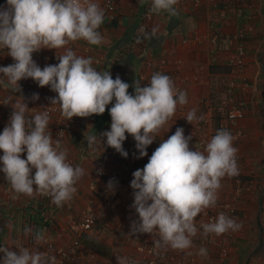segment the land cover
Returning a JSON list of instances; mask_svg holds the SVG:
<instances>
[{"label":"crops","instance_id":"0c3cea01","mask_svg":"<svg viewBox=\"0 0 264 264\" xmlns=\"http://www.w3.org/2000/svg\"><path fill=\"white\" fill-rule=\"evenodd\" d=\"M147 2L115 0L113 12L101 7L105 12L99 29L102 42L91 45L82 39L75 41L74 52L77 56L91 58L97 71H109L113 79L119 76L129 84L128 92L132 95H135L136 81L141 87L147 86V79L162 66L163 74L171 78L175 87L187 93L188 103L177 106L174 116L147 147V156L129 163V155L125 158L119 153L109 162L108 171L123 176L119 185L114 182L117 196L110 201L106 200L107 178L100 180L95 190L90 187L96 178V159L103 145L90 148L86 138L95 135L99 139L100 133L110 130L109 109L115 100L106 106L102 115L71 119L73 134L65 141L63 149L67 151V162L83 168L84 175L75 185L77 191L72 199L62 206H56L51 198L41 195H21L13 200L14 193L7 190L4 173L0 172V245L18 240L30 251L45 253L72 245L77 264H118L117 256L126 257L128 264H142L156 236L130 234L132 222L139 221L138 213L130 207L134 202L130 187L132 174L148 163L161 141L168 139L178 127L184 130L185 137H192L189 149L201 152L218 130L225 129L231 133L233 147L237 149L238 172L221 179L217 202L211 209L216 210L233 196V186L238 179L241 192L236 201L234 221L241 227L233 231L231 237L225 233L205 236L195 218L198 232L192 237V247L174 253L185 264H217L218 250L226 246L228 252L222 264H264V0H204L200 3L179 0L175 5L177 16L154 13L145 20L143 13ZM6 6L7 2L0 3V7ZM142 23L147 24V33L159 26L157 35L133 43L131 40ZM242 28L246 31L244 65L236 69L231 60L235 56L237 31ZM34 54L32 59L36 63ZM14 62L7 50L0 51V67ZM231 79L236 86L227 90V82ZM0 81V133L10 119L5 117L6 109L13 111L11 104L6 102L15 103L24 98L29 108L25 117L33 118L42 113L41 107L53 93L50 86H34L33 94H38L39 99L33 101V94L26 99L24 93L26 79L18 82L19 92L12 90L2 74ZM224 101L240 107L243 116L235 121L226 119L218 110ZM192 109L198 119L190 124L184 117ZM206 119L208 124H205ZM53 120L54 116H50L49 122ZM202 134L209 137L203 146L199 144ZM125 135L127 139L123 144L130 136ZM104 141L106 146V138ZM22 159H26V152ZM89 208L96 213V220L90 230H81L79 221ZM25 227L31 228L33 234H42L44 241L38 245L32 234L26 237ZM202 248L206 250L203 256L198 254ZM12 250H16L14 246Z\"/></svg>","mask_w":264,"mask_h":264},{"label":"clouds","instance_id":"9594fccd","mask_svg":"<svg viewBox=\"0 0 264 264\" xmlns=\"http://www.w3.org/2000/svg\"><path fill=\"white\" fill-rule=\"evenodd\" d=\"M178 2L151 0V12L175 17L179 14L175 7ZM104 16V10L94 0H7V6L0 7V48L7 49V55L15 62L0 67V74L7 78L13 91L19 92L18 82L27 78L40 87L50 86L57 93L50 98L51 106L59 105L66 121L73 117L102 115L106 106L115 100L109 109L110 130L100 133L99 139L89 135L86 138L88 146L94 148L101 144L104 147L106 138L107 147L127 158L128 153L122 147L127 133L136 142L139 152L136 158L139 159L147 156V147L174 116L177 106L188 103L187 93L178 91L169 76L153 73L144 87L136 81L135 95H132L128 92L129 84L119 76L113 79L109 71H97L91 58L77 56L70 48L57 57V65L41 69L32 59V54L43 48L58 50L81 39L99 45L103 40L99 29ZM158 30L159 26H155L151 33L144 35L156 37ZM38 99V94H33L32 100ZM6 103L11 104L13 111L0 133V150L3 151L0 172L11 186L13 200L21 195L50 196L53 204L62 206L77 191L75 185L84 175L83 168L68 163L67 151L48 133V111L29 120L25 118L29 108L24 98ZM184 118L193 124L198 119L195 109ZM191 139L178 127L168 139L161 141L148 163L132 174L130 187L134 202L130 207L138 213L139 221L132 222L130 234L155 235L157 247L179 251L192 247V237L198 232L195 218L216 205L221 179L238 172L237 149L233 147L229 131L218 130L203 152L189 149ZM25 152L26 159H22ZM106 188L114 193V181L109 180ZM240 227L223 213L214 222L201 225L205 236H219ZM30 234L36 244L44 241L42 234H33L31 228L25 227L24 235ZM13 246L16 250H12ZM0 253H3L0 264H56L55 256L30 251L18 240L0 246ZM198 254L203 256L206 250L202 248ZM116 258L118 264H128L126 257Z\"/></svg>","mask_w":264,"mask_h":264},{"label":"built area","instance_id":"2783aa9c","mask_svg":"<svg viewBox=\"0 0 264 264\" xmlns=\"http://www.w3.org/2000/svg\"><path fill=\"white\" fill-rule=\"evenodd\" d=\"M190 1L193 3H200L204 0H190ZM94 2L99 3L100 6L103 7L108 12H113L115 9V0H94ZM238 11L241 12L240 9ZM153 14L154 13L151 12V0H148L146 6L144 7V13H143L144 19L145 20L150 19ZM147 32H148L147 24L142 23L137 32L139 38H145L144 33ZM245 35H246L245 29L242 28L237 31V35H236L237 43L235 46V53H234L235 56L231 60V64L233 68L236 69H240L244 65L245 47L243 41L245 39ZM74 43L75 42H71L67 46H65V48H61L58 50L43 48L39 52H35L34 56L36 58V64L41 69H43L47 65H57L59 63L57 57L63 55L66 48H70L71 50L75 51ZM6 50L7 49L5 48H0V51H6ZM157 72L163 74L162 66H160L154 73ZM151 76L147 79L146 85L150 81ZM37 85L38 83L33 81L31 78L26 79V82L24 83V93L26 95V99L31 98L33 94V88L34 86ZM235 86L236 83L234 80L231 79L227 82V90H232L235 88ZM175 88L178 91H181L178 87ZM56 95L57 93L55 92L51 94L46 105L41 107V111L42 113L44 111H48L49 116H54V120L52 122H49L47 131L52 135L54 142L56 140H59L61 142V146L63 148L65 141L73 134V126L71 120L66 121L61 116L59 105L51 106L50 98H54ZM218 110L221 115H223L226 119L230 121H235L243 116V111L241 110L240 107L229 104L225 101L220 103ZM11 113L12 111L9 108H7L5 111V117H10ZM25 118L29 120L32 119L30 117L29 118L25 117ZM205 124H208V119L205 120ZM204 128H206V126H204ZM208 138L209 137L206 134H202L199 137V144L201 146L205 145L208 142ZM135 145L136 142L131 135L129 136L128 141L122 145L124 151H126L129 155L127 158L129 163L133 162L136 159L137 155L139 154ZM2 155H3V151L0 150V156ZM118 155L119 153L116 152L115 149L111 147H107V145L103 147L101 153L96 159V166H97L96 178L90 183V187L92 189L95 190L97 184L100 182V180L104 178H107L108 180H113L117 185L120 184L121 180L123 179V176L118 175L115 172L108 171L109 162L112 159L116 158ZM0 165H3L2 162H0ZM34 174H35V169L32 170V175L34 176ZM7 190H12L10 184L8 183H7ZM240 192H241L240 181L236 179L235 184L233 186V196L231 198L221 203L216 210H213L211 208L205 209L202 213H200L196 217L199 223L200 230L203 232V229L201 228L202 224L214 222L219 212L225 214L226 216L234 220L238 207L236 201L238 196L240 195ZM106 194H107L106 200L110 201L116 198L117 190L115 189L114 193L108 191L106 192ZM45 197L51 198L50 196H45ZM218 209H220L219 212H217ZM95 220H96V213L89 208L82 214L81 220L79 221V226L81 230H90ZM225 234L231 237L233 235V231L229 230ZM157 239L158 237L156 236L155 239L149 244L147 257L142 264H185L182 258L174 253L175 250L169 247H157L154 243V241H156ZM3 245L4 244H1L0 246ZM227 252H228V248L226 246L220 247L217 255V264H222V260L226 257ZM46 253L49 256H55L56 264H77L76 250L72 245L60 247L56 249L55 252L53 253L50 252H46Z\"/></svg>","mask_w":264,"mask_h":264},{"label":"trees","instance_id":"16d2710c","mask_svg":"<svg viewBox=\"0 0 264 264\" xmlns=\"http://www.w3.org/2000/svg\"><path fill=\"white\" fill-rule=\"evenodd\" d=\"M5 2H7V1H3V0H0V3H5ZM137 38V39H136ZM140 39H142V38H139V36H138V34L135 36V38L134 39H132L131 41L134 43V41L135 42H142ZM141 60V59H140ZM117 61H120V60H117ZM117 61H115V63H117ZM118 64V63H117ZM117 65L116 64H114V67H116ZM259 248H261L262 247V242H261V244H259V246H258ZM258 250V249H257Z\"/></svg>","mask_w":264,"mask_h":264}]
</instances>
